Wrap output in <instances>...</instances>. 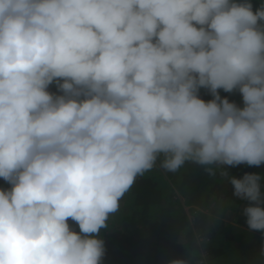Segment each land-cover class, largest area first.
<instances>
[{
	"label": "clouds",
	"instance_id": "1",
	"mask_svg": "<svg viewBox=\"0 0 264 264\" xmlns=\"http://www.w3.org/2000/svg\"><path fill=\"white\" fill-rule=\"evenodd\" d=\"M157 162L247 201V264H264V172L229 171L264 165V0H0V264H101ZM216 219L189 212L167 264H214Z\"/></svg>",
	"mask_w": 264,
	"mask_h": 264
},
{
	"label": "trees",
	"instance_id": "2",
	"mask_svg": "<svg viewBox=\"0 0 264 264\" xmlns=\"http://www.w3.org/2000/svg\"><path fill=\"white\" fill-rule=\"evenodd\" d=\"M252 2L255 8L262 0ZM220 93L242 103L238 92ZM201 98L207 101L212 97L204 89ZM229 171L239 178L245 172H264V165L254 167L240 164L229 167ZM9 187L0 178V188ZM178 191L184 199H181ZM229 201L233 204L230 205ZM246 203L231 196V186L221 180L219 175L210 177L199 165L186 163L178 172L171 173L159 168L157 162L151 171L137 177L121 199L119 210L109 217V228L101 230L106 249L101 264H111V261L123 264H167L169 259L180 256L184 251L178 243L177 228L186 222L189 212L196 217L198 225L211 215L202 210L205 208L231 210L232 217L238 223L245 224L246 218L242 216L241 209ZM186 205L190 207L189 211ZM69 223L78 230L74 221L70 220ZM232 228L231 224L216 219L208 249L214 264L215 258L224 254L222 246L225 239H234Z\"/></svg>",
	"mask_w": 264,
	"mask_h": 264
},
{
	"label": "rangeland",
	"instance_id": "3",
	"mask_svg": "<svg viewBox=\"0 0 264 264\" xmlns=\"http://www.w3.org/2000/svg\"><path fill=\"white\" fill-rule=\"evenodd\" d=\"M49 91L57 92L55 82L49 86ZM204 89L200 90V96ZM221 92H224L222 89ZM207 99V98H206ZM179 192V191H178ZM181 199H184L183 195L179 192ZM215 198V197H214ZM213 199V198H212ZM217 200V199H216ZM219 200H222L219 198ZM230 205L233 202H228ZM213 206V205H211ZM229 208V206L227 205ZM186 209L189 211L190 207L186 205ZM212 209V208H211ZM209 208L202 209L204 212L211 213L213 217L217 218V221H224L232 225L231 234L234 239L226 238V242L223 244L224 254L217 256L215 264H247V260L253 255L255 249L258 248L261 240L260 231H252L249 233L245 224L238 223L233 216L231 210H211ZM230 209V208H229ZM116 214V213H115ZM112 216H114L112 214ZM78 226V225H77ZM111 264H123V262H110Z\"/></svg>",
	"mask_w": 264,
	"mask_h": 264
}]
</instances>
